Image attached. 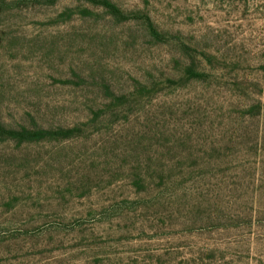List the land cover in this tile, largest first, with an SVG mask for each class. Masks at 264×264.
<instances>
[{
  "label": "rangeland",
  "instance_id": "374dc122",
  "mask_svg": "<svg viewBox=\"0 0 264 264\" xmlns=\"http://www.w3.org/2000/svg\"><path fill=\"white\" fill-rule=\"evenodd\" d=\"M0 123V264H264V0H0Z\"/></svg>",
  "mask_w": 264,
  "mask_h": 264
},
{
  "label": "trees",
  "instance_id": "16d2710c",
  "mask_svg": "<svg viewBox=\"0 0 264 264\" xmlns=\"http://www.w3.org/2000/svg\"><path fill=\"white\" fill-rule=\"evenodd\" d=\"M105 5H106V7H108L109 9L114 10V11H116V12L119 13V11L117 10V8H116L114 5H112L109 1H106V2H105ZM1 124H2V123H0V126H1ZM3 129L5 130V132H11V130L6 129L5 127H3Z\"/></svg>",
  "mask_w": 264,
  "mask_h": 264
}]
</instances>
